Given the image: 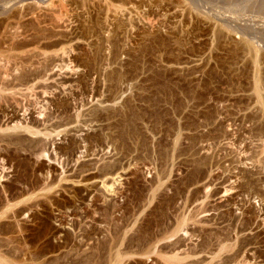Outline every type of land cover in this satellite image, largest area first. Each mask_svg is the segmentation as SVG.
Instances as JSON below:
<instances>
[{
    "label": "rangeland",
    "instance_id": "1",
    "mask_svg": "<svg viewBox=\"0 0 264 264\" xmlns=\"http://www.w3.org/2000/svg\"><path fill=\"white\" fill-rule=\"evenodd\" d=\"M0 252L264 264V0H0Z\"/></svg>",
    "mask_w": 264,
    "mask_h": 264
},
{
    "label": "bare ground",
    "instance_id": "2",
    "mask_svg": "<svg viewBox=\"0 0 264 264\" xmlns=\"http://www.w3.org/2000/svg\"><path fill=\"white\" fill-rule=\"evenodd\" d=\"M6 39V38H5ZM42 117V116H41ZM23 124V123H22ZM21 124V125H22ZM19 127H21L20 125H18ZM18 126H16V127H18ZM23 127H21V128H24L25 129V132H26V130L27 131H29V132H31V133H33V134H37V133H40V132H35V131H33V129H32V127H30L29 125H26L25 127H24V124L22 125ZM42 132V131H41ZM44 134V133H43ZM34 190V189H33ZM33 190H32V192H33ZM31 191H28V192H24L23 194L21 193V195H20V198H22L21 199V201H19V203H18V201H17V205L18 206H21L20 204H22V206H21V208H19V209H21V210H19V209H17L18 211H20L21 212V214L23 215V213L22 212H27V211H29V210H33V207L35 206L34 205V201H33V199L35 198V196H33V193H32ZM20 198H19V200H20ZM16 204V203H15ZM16 205V206H17ZM26 207H25V206ZM10 206H11V203H10ZM15 205H13V207H14ZM16 212V211H15ZM20 212H18L19 214H20ZM25 215V214H24ZM27 216H28V214H27ZM20 224V223H19ZM26 224V223H25ZM19 227H18V229L19 228H22V226L21 225H18ZM21 226V227H20ZM162 228V227H161ZM140 229V228H139ZM21 230V229H20ZM23 231H24V229H22ZM21 230V231H22ZM23 231L21 232V233H23ZM178 231V230H177ZM26 232V231H25ZM28 234V233H27ZM144 234V233H143ZM141 238V237H140ZM2 240V239H1ZM29 241V240H28ZM27 243V242H26ZM29 243V242H28ZM123 243V242H122ZM26 246V245H25ZM2 250V249H1ZM22 250V249H21ZM148 251V250H147ZM152 251V250H151ZM187 251V250H186ZM121 252V251H120ZM181 255V254H180ZM20 256H21V254H20ZM0 257H2L3 258V254L0 252ZM8 259V258H7ZM7 259H5V258H3V261H5L3 264H23V262L24 261H26L25 260V258L23 259V258H19L18 259V261H16V262H11V261H8ZM33 259V258H32ZM175 259V258H174ZM178 260V259H177ZM172 261H174V260H172ZM114 264V263H113ZM175 264V263H174ZM176 264H181V262L179 263V262H177Z\"/></svg>",
    "mask_w": 264,
    "mask_h": 264
}]
</instances>
